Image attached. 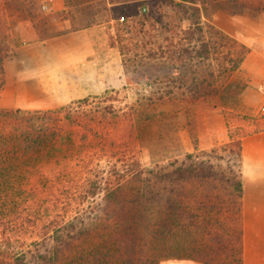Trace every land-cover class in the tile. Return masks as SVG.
I'll return each mask as SVG.
<instances>
[{"label":"rangeland","instance_id":"1","mask_svg":"<svg viewBox=\"0 0 264 264\" xmlns=\"http://www.w3.org/2000/svg\"><path fill=\"white\" fill-rule=\"evenodd\" d=\"M8 3L9 0H0V39L7 48L6 56L19 46L20 39L13 28L22 13L17 6L7 11ZM153 5L135 0L131 11L115 14L112 9L109 20L104 18L107 16L104 6L98 7L101 19L97 21L100 24L97 43L107 46L111 63L123 66L124 81L91 96L93 106L83 110L75 106L74 111L76 115L83 111L89 119H101L104 129L96 126V132L90 135L95 140L101 135L106 138L109 156H94L92 148L80 140L82 133L74 128L75 142L70 150H63L43 169L39 167L30 180L21 177L9 184L8 191L0 190L1 255L28 247L51 222L70 217L79 210V191L86 164L92 168L99 163L104 168V190L106 183L116 181L114 171L118 168L128 170L125 178L128 179L137 172L146 173L174 160H185L188 155L206 158L201 154L203 151L209 154L233 142L242 143L246 134L264 129V99L255 101L251 108L245 105L240 96L247 86V74L240 67L232 71L234 59L243 51L237 43L246 47L247 55L251 48L240 39L234 40L219 32L211 23L214 7L207 5L201 20L205 46L200 44V51L207 46L214 61L210 68L196 67L194 59L181 55L183 48L197 50L198 47L197 37L192 34L194 19H189L193 11L174 8L169 1L160 2L159 7ZM257 7L258 4L254 8L246 5L237 13V27L253 30L260 37L264 34V10L259 11ZM122 16L126 19L121 22ZM255 44L262 45L260 40ZM201 84L204 89L194 93ZM199 97L207 100L193 101ZM69 103L39 110H58ZM105 107H111L114 115L104 114ZM226 153L229 152L217 150V155L223 158L228 156ZM110 165H116V169L110 171Z\"/></svg>","mask_w":264,"mask_h":264},{"label":"trees","instance_id":"2","mask_svg":"<svg viewBox=\"0 0 264 264\" xmlns=\"http://www.w3.org/2000/svg\"><path fill=\"white\" fill-rule=\"evenodd\" d=\"M111 1L124 3L113 7L115 14L131 11L135 6V0ZM162 1H169L170 6L185 12L193 11L189 19H194L192 34L197 37L198 47L183 48L181 55L194 59L196 67L207 68L214 56L207 46L200 51V44H205L201 20L206 6L211 4L214 11L236 14L246 5L254 8L258 4L257 10H264V0H136L152 2L153 7H159ZM32 2L9 0L7 11L17 6L22 11L19 18L34 17L42 9L36 1ZM237 45L243 51L234 59L232 71L240 67L248 52L245 46ZM6 55L7 48L0 39V90L4 86ZM201 89L203 84L194 93ZM91 98L74 100L58 110L48 111L0 107V190L8 191L9 184L21 177L30 180L39 167L43 169L63 150H70L75 142L74 128L82 133L80 140L92 148L94 156H109L106 138L101 135L95 140L90 135L96 132V126L104 129L101 119H89L83 111L77 115L74 111L75 106L80 110L93 106ZM206 100V97L193 99ZM102 111L114 115L111 107ZM217 150L228 151V156L217 155ZM201 154L206 158L188 155L185 160H174L146 173L137 172L128 179H125L129 175L127 169L124 172L110 165V171L116 169L117 179L112 184L106 183L104 190V168L99 163L92 168L86 164L79 210L51 222L39 239L25 249L0 254V264H158L164 257H189L206 264H242L239 222L242 143L233 142ZM170 243L173 247H169ZM169 248L168 254L162 255Z\"/></svg>","mask_w":264,"mask_h":264},{"label":"crops","instance_id":"3","mask_svg":"<svg viewBox=\"0 0 264 264\" xmlns=\"http://www.w3.org/2000/svg\"><path fill=\"white\" fill-rule=\"evenodd\" d=\"M35 1L41 6V13L21 16L13 28L20 40L4 61L2 108H56L123 83V66L111 63L107 46L97 43V21L101 19L98 7L104 6V17L108 18L113 7L123 2ZM237 16L228 10H217L211 23L227 37L238 38L251 48L240 66L247 74V86L240 98L251 108L255 101L264 99V34L257 37L253 30H241ZM256 40L262 45L255 44ZM240 177L242 264H264V129L242 138ZM158 264L206 263L189 257H170Z\"/></svg>","mask_w":264,"mask_h":264},{"label":"built area","instance_id":"4","mask_svg":"<svg viewBox=\"0 0 264 264\" xmlns=\"http://www.w3.org/2000/svg\"><path fill=\"white\" fill-rule=\"evenodd\" d=\"M142 10H143V11H146V8H143ZM120 21H121V22L124 21V17H121V18H120Z\"/></svg>","mask_w":264,"mask_h":264}]
</instances>
